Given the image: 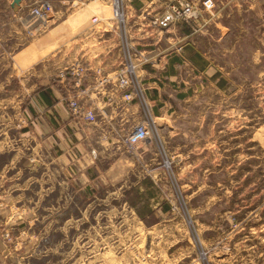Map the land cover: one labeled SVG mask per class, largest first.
<instances>
[{
  "label": "rangeland",
  "instance_id": "obj_1",
  "mask_svg": "<svg viewBox=\"0 0 264 264\" xmlns=\"http://www.w3.org/2000/svg\"><path fill=\"white\" fill-rule=\"evenodd\" d=\"M9 1L0 0V125L5 127L18 108L21 70L38 57L32 49L38 37L69 35L87 23L102 27V21L116 19L112 0H20L18 12L10 10ZM178 1L199 8L198 17L214 13L217 24L207 29L215 39L201 37V47L218 69L193 79L183 72L175 88L184 87L181 78H215L219 87L186 92L201 99L191 113L205 114L211 125L214 116L220 122L205 123L193 137L182 134V102L173 98L171 131L162 135L158 122H151L149 138L127 151L136 159L133 170L123 180H95L87 190L76 191L63 173L67 184L44 195L39 183L53 175L34 164L37 156L17 154L8 173L18 172L14 183L26 177L25 185L2 193L7 171H0V238L10 264H264V0H122L120 13L127 29L132 20L151 25L161 9ZM41 5L48 10L47 22L29 24L31 8ZM135 40L129 36L126 47L134 65L143 58L138 52L152 45L142 30ZM30 43L29 59L19 58L20 70L14 71L6 51ZM10 156L0 152V165ZM6 194L16 200L7 205Z\"/></svg>",
  "mask_w": 264,
  "mask_h": 264
},
{
  "label": "crops",
  "instance_id": "obj_2",
  "mask_svg": "<svg viewBox=\"0 0 264 264\" xmlns=\"http://www.w3.org/2000/svg\"><path fill=\"white\" fill-rule=\"evenodd\" d=\"M16 6L14 8L15 5L9 1L12 12H18L22 4L19 2ZM102 22V27L90 22L69 35L44 34L36 40L32 49L37 51L38 57L26 63L28 66L21 70L19 77V93H16L20 95L18 108L6 127L0 125V134H5L0 136V152L7 151L11 155L3 166L0 165V171H7L3 180L7 189L4 188L2 193L12 191L14 186H24L27 181L24 177L21 184L14 183L12 179L18 172L8 173L17 163L15 160L19 153L27 155L29 160L30 155L37 156L34 164L44 174L53 175L39 183V187L45 189L44 195L67 184L63 180V173L68 175L64 174L68 185L76 191L83 186L87 190L98 179L106 182L123 180L127 171L133 170L136 159L129 156L122 137L142 120H150V124L158 122L157 131L162 135L169 133V128L174 125L173 98L182 102V134L193 137L205 123L210 124L205 114L194 115L190 112L191 105L196 100L200 104L201 99L198 98L199 94L186 91L219 87L215 78L207 82L187 80L190 75H193V79L201 77L203 73L209 76L217 73L215 62L209 58L206 48L201 47V37L204 39L206 36L210 40L211 36L215 39L207 29L208 24H217L214 13L208 18L199 16L168 27H161L154 20L151 25L142 20L128 21V29L126 20L124 25L117 19ZM183 26L185 30H182ZM140 30L151 38L152 45L146 52H138L143 58H136L134 73L129 75L140 90L133 92L132 98L125 99L123 94L129 89L122 87L119 78L125 75L122 68L126 62L129 36L136 41ZM59 40L60 45L57 44ZM50 42L54 43V47ZM30 45L20 50L6 51L14 71L15 68L20 70L18 60L29 59ZM47 47L50 49L47 50ZM76 61L84 65L79 86L75 84V77L70 71ZM98 69L106 76V82H99ZM183 72L189 78H181L184 87L176 89L174 80ZM71 94L77 96L84 110L94 112V120L90 121L82 113L70 110L68 96ZM220 119L216 120L214 116L210 125L215 127V122H220ZM0 123H3L2 118ZM195 124L198 125L197 129L193 128ZM6 180H10L9 185ZM78 183L84 184L79 186ZM41 189L38 191L40 194ZM5 197L7 205L16 200L14 194H6ZM3 246L5 243L0 238V264H10L6 247L4 254Z\"/></svg>",
  "mask_w": 264,
  "mask_h": 264
},
{
  "label": "built area",
  "instance_id": "obj_3",
  "mask_svg": "<svg viewBox=\"0 0 264 264\" xmlns=\"http://www.w3.org/2000/svg\"><path fill=\"white\" fill-rule=\"evenodd\" d=\"M112 14L114 17L124 25L125 19L120 13L121 6L119 2L122 0H112ZM48 10L43 5L36 6L31 8L28 19V23L30 24H41L47 22ZM198 9L189 1H178V3H172L161 15L157 16L154 19V22L157 23L161 27H168L170 24L183 20H192L196 19L198 16ZM127 54V52H126ZM129 60L126 58V62L122 70L125 72L124 76L119 78V82L122 87L127 88L129 90H125L124 97L125 99L132 98L133 92L136 93L137 90H140L139 87H135L133 84L132 78L130 75H133L135 65L131 61V53L128 51ZM71 73L75 77V84L79 86L82 73L84 71V65L80 61H76L75 64L70 67ZM98 74L100 75L99 82H106L107 78L103 75L100 69H98ZM130 74V75H129ZM141 93V91H140ZM68 105L70 110L73 113H82L83 116L92 121L95 119V114L92 110H84L77 100V96L75 94H71L68 96ZM151 130L150 120H142L136 123L131 129L126 131L125 135L122 137V143L126 150H131L135 146L140 143L145 142L149 138V131Z\"/></svg>",
  "mask_w": 264,
  "mask_h": 264
},
{
  "label": "water",
  "instance_id": "obj_4",
  "mask_svg": "<svg viewBox=\"0 0 264 264\" xmlns=\"http://www.w3.org/2000/svg\"><path fill=\"white\" fill-rule=\"evenodd\" d=\"M20 0H12V5H15L16 3H19Z\"/></svg>",
  "mask_w": 264,
  "mask_h": 264
}]
</instances>
